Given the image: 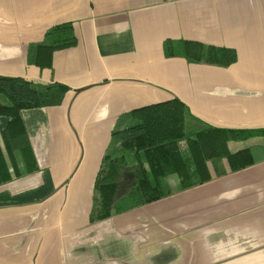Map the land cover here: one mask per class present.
<instances>
[{"label":"crops","instance_id":"1","mask_svg":"<svg viewBox=\"0 0 264 264\" xmlns=\"http://www.w3.org/2000/svg\"><path fill=\"white\" fill-rule=\"evenodd\" d=\"M66 22L76 44L28 63V45ZM169 40L236 61L167 57ZM0 76L67 87L61 104L21 112L36 169L15 153L20 175L0 184V264H264V159L234 172L212 160L203 184L183 190L169 175L168 194L150 188L145 203L89 220L120 114L176 97L210 126L264 130V0H0ZM252 146L264 135L227 142Z\"/></svg>","mask_w":264,"mask_h":264},{"label":"trees","instance_id":"2","mask_svg":"<svg viewBox=\"0 0 264 264\" xmlns=\"http://www.w3.org/2000/svg\"><path fill=\"white\" fill-rule=\"evenodd\" d=\"M76 44L71 23H60L46 30L43 40L27 47L28 63L49 66L54 51ZM167 57L179 56L191 63L229 67L236 61L233 49L204 45L197 41H165ZM67 87L58 82L35 84L22 77L0 76V117H7L0 130V184L20 175L15 160L19 153L27 172L36 169L29 139L21 118L24 110L61 104ZM146 112V116L143 114ZM264 135V130L224 129L195 119L176 97L120 114L110 133V147L97 171L91 222L108 218L147 200L143 181L157 193L168 194L163 180L174 175L181 189L211 180L209 162L225 159L229 171L246 168L264 159V146L229 152L227 142Z\"/></svg>","mask_w":264,"mask_h":264},{"label":"rangeland","instance_id":"3","mask_svg":"<svg viewBox=\"0 0 264 264\" xmlns=\"http://www.w3.org/2000/svg\"><path fill=\"white\" fill-rule=\"evenodd\" d=\"M0 99H4V98L0 95ZM142 187H143L142 190H143V192L145 191V195H146V191H149V189H150L149 182L147 180L143 181ZM170 187H171V184H169V188Z\"/></svg>","mask_w":264,"mask_h":264}]
</instances>
